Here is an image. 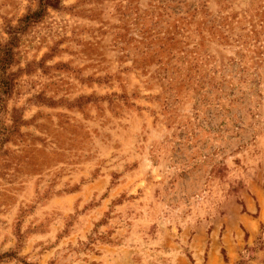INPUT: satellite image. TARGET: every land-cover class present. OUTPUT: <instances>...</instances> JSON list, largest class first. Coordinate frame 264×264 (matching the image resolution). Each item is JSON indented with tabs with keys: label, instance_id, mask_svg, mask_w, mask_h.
Returning a JSON list of instances; mask_svg holds the SVG:
<instances>
[{
	"label": "rangeland",
	"instance_id": "obj_1",
	"mask_svg": "<svg viewBox=\"0 0 264 264\" xmlns=\"http://www.w3.org/2000/svg\"><path fill=\"white\" fill-rule=\"evenodd\" d=\"M36 8L0 0V264H264V0Z\"/></svg>",
	"mask_w": 264,
	"mask_h": 264
},
{
	"label": "trees",
	"instance_id": "obj_2",
	"mask_svg": "<svg viewBox=\"0 0 264 264\" xmlns=\"http://www.w3.org/2000/svg\"><path fill=\"white\" fill-rule=\"evenodd\" d=\"M50 0H37V8L34 11L27 12L20 20L19 24L25 23V25H29L35 22L36 16L40 15L44 9L49 5ZM11 50L9 48L0 47V91L1 94H4L7 90L9 91V84H6L5 76V68L9 64L11 59ZM3 87L5 90L3 91ZM8 94V92L6 93ZM15 259L12 252H5L0 254V262L9 261Z\"/></svg>",
	"mask_w": 264,
	"mask_h": 264
}]
</instances>
